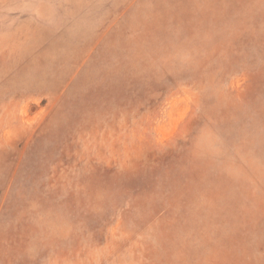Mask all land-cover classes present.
<instances>
[{
    "label": "rangeland",
    "instance_id": "1",
    "mask_svg": "<svg viewBox=\"0 0 264 264\" xmlns=\"http://www.w3.org/2000/svg\"><path fill=\"white\" fill-rule=\"evenodd\" d=\"M0 264H264V0H0Z\"/></svg>",
    "mask_w": 264,
    "mask_h": 264
}]
</instances>
